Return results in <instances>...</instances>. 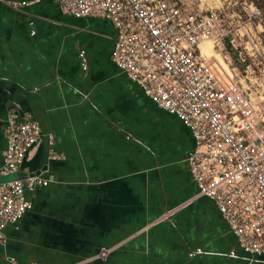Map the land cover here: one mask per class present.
Instances as JSON below:
<instances>
[{"label":"crops","instance_id":"0c3cea01","mask_svg":"<svg viewBox=\"0 0 264 264\" xmlns=\"http://www.w3.org/2000/svg\"><path fill=\"white\" fill-rule=\"evenodd\" d=\"M20 1H0V167L16 109L43 131L16 176L48 183L0 233V264H264L199 194L190 131L112 61V24Z\"/></svg>","mask_w":264,"mask_h":264},{"label":"built area","instance_id":"2783aa9c","mask_svg":"<svg viewBox=\"0 0 264 264\" xmlns=\"http://www.w3.org/2000/svg\"><path fill=\"white\" fill-rule=\"evenodd\" d=\"M0 1L15 8L29 3ZM56 1L74 17L112 24V61L151 102L187 127L194 139L187 161L199 194L214 202L242 251L263 255L264 106L203 52L215 13L190 10L179 0ZM5 134L0 178H9L0 180V233L31 209L26 190L48 183L39 175L16 176L42 141L40 123L13 109Z\"/></svg>","mask_w":264,"mask_h":264},{"label":"rangeland","instance_id":"374dc122","mask_svg":"<svg viewBox=\"0 0 264 264\" xmlns=\"http://www.w3.org/2000/svg\"><path fill=\"white\" fill-rule=\"evenodd\" d=\"M179 1L190 10L215 13L209 40L217 58L208 61L227 71L218 57L223 59L234 80L253 91L256 101L264 106V19L259 9L250 0Z\"/></svg>","mask_w":264,"mask_h":264},{"label":"bare ground","instance_id":"6f19581e","mask_svg":"<svg viewBox=\"0 0 264 264\" xmlns=\"http://www.w3.org/2000/svg\"><path fill=\"white\" fill-rule=\"evenodd\" d=\"M202 47H203V52L207 55L208 58L210 57H216V54H215V50L213 49V45H212V42L208 39L206 40L203 44H202ZM219 63L220 65H222V67H224V69H226L228 72L230 71V68L229 66L227 65L226 62H224L223 59L219 58ZM231 73V71L229 72Z\"/></svg>","mask_w":264,"mask_h":264},{"label":"trees","instance_id":"16d2710c","mask_svg":"<svg viewBox=\"0 0 264 264\" xmlns=\"http://www.w3.org/2000/svg\"><path fill=\"white\" fill-rule=\"evenodd\" d=\"M259 9L261 16L264 19V0H250Z\"/></svg>","mask_w":264,"mask_h":264}]
</instances>
